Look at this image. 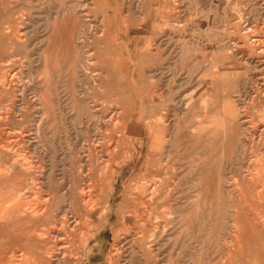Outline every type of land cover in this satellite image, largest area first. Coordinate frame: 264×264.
Wrapping results in <instances>:
<instances>
[{"label":"bare ground","instance_id":"bare-ground-1","mask_svg":"<svg viewBox=\"0 0 264 264\" xmlns=\"http://www.w3.org/2000/svg\"><path fill=\"white\" fill-rule=\"evenodd\" d=\"M106 1L108 16L105 20L99 19V22L95 23L107 25V33L111 36L114 30L123 32L126 37L118 41L115 35L111 39L114 49L112 52L111 47L101 48L99 54L107 58L100 60V64H109L113 70L116 69L114 75H119L126 87L138 88L137 83L140 84L145 78L148 84L143 87L154 88L152 72L161 70L153 68L170 66L172 60L177 57L182 65H185V70L192 65L197 68L204 64L203 72L209 74L211 69L217 68L223 76L233 77L234 87L243 79L240 83L243 89H237L229 95H212V89L205 85V80L200 79V85L206 87L203 90V96L206 97L200 96V99L207 104L203 106L202 114L196 98V91L200 88L196 87L191 102V108L194 110L192 116L195 117L191 150L196 158L192 160V166L179 165L178 172H173L170 167L173 160H178V153L171 149L164 150L160 138V129H170L167 116L163 113H152L156 106L155 98L152 97H159L156 93L147 91V101L140 102L137 115L127 112L119 99L103 101L101 105L96 101L84 102V107L78 110V117L81 127H86L88 135L87 140L82 139L80 146L73 145L71 158L77 185L67 188L69 184L64 183L62 172L58 174L54 166L46 165L45 161L49 159L47 157L53 153L47 154L45 147L44 150L39 148V143L42 129L49 117L53 121L51 124L57 126V109L53 106L54 102L52 104L48 72L51 73L50 69L56 65L55 71L59 75L60 63L65 61L71 76H76L79 61L77 53H73V50L79 30L73 27L71 20L54 21V33L50 40L53 51L49 48L42 51L36 60L43 65V74L47 72L40 87L35 85V79L26 77L21 70L9 71L7 67L13 68L10 66V59H0V102L3 105L0 120L22 125L26 112L24 104L29 102L28 93L32 95L31 100L35 102V108L40 113L35 120V129L27 128L25 133L24 127L20 133L21 143L31 145L33 154L27 157L23 154L22 157H11L9 150L0 146V155L3 156L4 152V158L7 160L5 165H0V264H82L80 262L83 254L89 258V254L95 249H103L104 244L99 241L103 229H111L114 233V240L107 255L109 264H129L134 259L137 261L155 258L157 261L167 245H172L171 248L180 251L189 247L194 234L193 230H190L195 220L199 221L203 230V242L199 249L189 251L188 259L182 264H204L207 261L210 263L211 260H206V256L210 255L209 251H212L215 258L225 260L226 264H264V0H225L228 9H224V35L221 37L225 41L215 50L218 56L221 51L227 53L222 66V58L218 61L213 59L214 52L209 50L202 55L203 47H193L190 42L184 41L182 36L179 39L175 37L177 27L180 29L187 20V0H170L171 3L167 0L163 6L158 5L157 0H122L123 3H120L121 0ZM16 2L0 0V6L7 3L6 10H12ZM218 8L220 9L219 6ZM1 11L3 10H0V22L3 17ZM12 16L13 14L9 16V20ZM171 18L180 26L173 25ZM120 20H128L130 29L117 30L115 26L119 25ZM144 25L148 28L146 35L142 34ZM156 31V37L159 38L154 40ZM147 32L154 35L150 34V37ZM83 36L78 39L83 41ZM4 38L11 44L15 41L12 27L0 30V40ZM152 40L156 42V51L150 49L152 44L149 42ZM88 41L92 42V39ZM179 42L181 45L178 47ZM118 48L121 50L116 53ZM66 49L70 51L66 53ZM93 55H97V52ZM155 57L157 60L161 58L158 64L154 61ZM88 59L84 62L85 71L92 65ZM163 60L165 62H162ZM192 70L193 68L188 73L189 76L192 75ZM93 72L92 77L105 75L102 69ZM184 77L187 78V74ZM187 79L189 80V77ZM223 82L227 83L226 80ZM41 88L43 90H40ZM72 93L74 94V90ZM255 106L257 112H252L251 108ZM101 109L104 113L111 109L109 117L102 114ZM147 112L150 114L146 117ZM218 112L224 115L222 130L220 133H211L216 123L207 121L210 125L204 126L205 119L208 120L210 114ZM138 129L146 135L145 138L134 139ZM55 132L57 133V130ZM111 137L115 138L112 145L107 142ZM51 138L53 139V136ZM11 140L9 141L12 142ZM173 142L170 138L171 147ZM3 143L0 141V144ZM145 147L147 150L146 154L143 153L145 155L138 168V180H134L136 183L122 194L123 204L119 206L115 204L118 198L116 192L123 163L134 161L137 155L140 157L139 149ZM218 153H221L223 158L219 157ZM188 167L194 170L198 182L192 187L180 189L185 176L190 172ZM150 177L154 179L153 185L148 182ZM189 190L198 194L192 195ZM207 237L209 242H206ZM95 258L97 260V257Z\"/></svg>","mask_w":264,"mask_h":264},{"label":"rangeland","instance_id":"rangeland-1","mask_svg":"<svg viewBox=\"0 0 264 264\" xmlns=\"http://www.w3.org/2000/svg\"><path fill=\"white\" fill-rule=\"evenodd\" d=\"M14 1H17V2L13 5L14 7L12 10L11 9L6 10L5 5L7 3L0 6V10H3V11H1L3 14V17H2V21L0 22V30H6V29L12 27L13 33H15V41L12 44L5 38L3 40H0V42H1L0 43L1 44V46H0V59H2V60H9L10 59V61H11L10 66H13V68L7 67L8 70L10 71V70L15 69V72H17V69L21 70L26 77L29 76V78L35 79V85H37V87L38 86L40 87V85L43 83V80H45V76L47 74V72H45L43 74V72H44L43 65L40 64L38 61H36V60H38L37 56L39 54H41L42 51H44V50L47 51L48 48L50 49V51H53L54 47H52V45H51L52 43L50 40L52 39V35L54 33V31L52 32V30H54L53 28H55L54 24H53L54 21L55 22L58 20L62 21V19L63 20L64 19L71 20L73 27L76 28L77 31L79 30L78 35L76 36V38H77L76 46H75V49L73 50V53L74 52L77 53V57H78V61H79L77 63V67H76V70L78 69L77 73H75L76 78L71 76L72 74L68 68V63L65 61H61V63H60L59 75L55 71L56 65H54V67L50 69L51 73L48 72L49 83L51 84L50 87L52 89L51 93L53 94V95L51 94L52 104L54 102L53 106L57 109L56 113H57V122L58 123L56 122V125L58 126V129H57V126L52 125L53 124V121H51L52 118L49 117L50 119L48 120V122H46V124H44L45 127H43V129H42L41 142L39 143L40 149L44 150L46 148L45 150L48 151L47 154L53 153L47 157L49 159L45 161L47 163L46 165L47 166L50 165L49 167L54 166L58 170V174L62 172L61 173L62 177L65 179L64 183L66 185L69 184L66 186L67 188H68V186L73 187L74 185H77L76 176L73 174L72 158H71L72 149L74 148L73 145L77 144L80 146L84 139L87 140V135H88L87 131H86V127H83L84 125L81 127L82 124H81V121L78 117V110L82 106L84 107V105H85L84 102L96 101L99 105H101L103 101H110V100L119 99L121 102H123V105L125 106L127 112L134 113L135 115H137L140 102L143 100L147 101V98H145V97H146V95H148V92L151 91V92H153V94L156 93L159 97L156 98V97L151 96L153 99L155 98V101H156L155 102L156 106H154L152 113L155 115H162L161 113H163L164 115L167 116V120H168L167 124H168V128H170V129L169 130L168 129H166V130L160 129V138H161V141L163 143L164 150L167 151L168 149H171L173 152L178 153V156H179V158H177L178 160L176 162H175V160H173V162H172L173 164L172 163L170 164V167L173 169V172H178V171H180V169H178L179 165L183 164L184 167L192 166L191 162L193 159L196 158V155L191 150L193 148L192 131H194L193 127H194V118H195L192 116V115H194V110H192V108H191V102H192V98H193L194 93L198 92V96H196V98L199 101L198 107H199V111L202 112V114H204L203 106L207 104V103L206 104L203 103L204 100L200 99V96H203V94L205 93V92H203L204 88L206 89L205 86L200 85V79L205 80L206 84L205 83H203V84L208 85V87H210V89H212V91H211L212 95L219 94V93L229 95V94H232L234 91H237V89H243V87H240L241 86L240 83L243 82V79L238 82L239 84H237L238 86L236 85L237 87H234L233 77L223 76L224 74H222V72H219L217 70V68L214 70L211 69L209 71V74H207V73L205 74L203 72L204 68H205V67H203L204 64H201L199 67L197 66V68L193 67L194 65H192V66L189 65L190 68L185 70V68L183 69V67L185 65H182L179 58H177V57H175L172 60L173 63L170 66L161 65V66H156L155 68H153L154 70H156V69L161 70L157 73L152 72V74H153L152 75V82H154L152 84L155 85L154 88L147 89V88L143 87L146 84H148V82L145 80V78H144V81L141 82L140 84L137 83L138 88L126 87L125 83L120 79V76L114 75V73L116 72V69L113 70V67L109 64H104V65L100 64V60H106V58H107V57L101 56L99 54L101 52V48L108 49L111 47L110 51L112 52V51H114V49L112 46L113 43L111 42L112 41L111 39H113V37L115 35H116V38L118 41L123 40L124 37H126L125 34H123V32H120V31L116 32L114 30H113V34L111 36L109 33H107V25L102 24V23L101 24L95 23L96 21L99 22L98 21L99 19L105 20V17L108 16L107 8H105V6L107 5L106 0L105 1H102V0H93V1H91V0H14ZM19 1H21V2H19ZM121 1H120V3H123V1L122 2ZM166 2H167V0H157V4L161 5V6L165 5ZM84 3L86 4V6ZM170 3H171V1H170ZM218 3H220V4L217 5ZM77 4H78V6H77ZM213 4H216V6ZM185 6H186V10H187V12H186L187 14L185 13V15L187 16V20L180 29H178L179 27H177L175 37H178V39H179L180 36H182L181 38L184 41L185 40L188 41V43L190 42V44L193 47H198V46L203 47L201 50L203 53L202 55H204V52H207L209 50L211 52H214L213 59L218 61V59L222 58V63L220 65L221 66L224 65L227 53L224 51H221V52H219V56H218V54L215 50L217 49V46L221 44L222 41H225V40L221 39V37H223V35H224V33H223L224 24L223 23L225 21L224 20L225 18H222V17H224V15H223L224 11L226 9H228L226 7V1L225 0H187ZM218 6L220 7V9L218 8ZM78 7H79V9H78ZM122 8H125V7H122ZM77 9L79 10V12ZM109 11L113 12L111 9H109ZM76 13L78 15H76ZM11 14H13V16H12V19L9 20V16ZM122 14H123V10H122ZM23 15H24V17H23ZM73 15L75 16V18ZM185 15H184V17H186ZM84 17L87 19H85ZM48 20H50V21H48ZM121 21L122 20L119 21V25L115 26V28H117V30L120 29L123 31L126 29H130L129 24H128L129 22H127L128 20L122 21V22ZM11 22H15V23L12 24ZM45 22H46V24H45ZM170 22H172L173 25L180 26L172 18L170 19ZM121 23H122V26H121ZM123 23H125V25ZM100 25L102 27H100ZM42 26H44L45 28ZM76 26L77 27L79 26L78 28H80L81 30L78 29ZM46 28H47V30H46ZM83 28H85V29H83ZM123 28H125V29H123ZM208 29H210V30H208ZM221 29H222V32H221ZM15 30H16V32H14ZM20 30H22V31H20ZM25 30H26V32H25ZM89 30H91V31H89ZM104 30H106V31H104ZM147 30H148L147 26L144 25L142 34L146 35ZM79 32H81V33L79 34ZM101 32H103V33H101ZM151 32H152V30H151ZM151 32H149V33L147 32V34L150 35ZM157 32L158 31L155 32V35L153 34L154 31L152 33L154 35L153 36L154 40L159 38V37L158 38L156 37ZM19 33H20V35H19ZM81 34L84 35L82 37L83 39H81L83 41H80L78 39L79 36H82ZM99 35H100V37H99ZM151 35H150V37H151ZM87 38L90 41L92 39V42H89ZM39 39L41 40V42ZM85 39H87V40L85 41ZM98 39H103V41H97ZM24 41H26V42H24ZM30 42H32L33 46ZM43 42H45V43H43ZM149 44H152L150 49H152V51H156V49H157L156 48V42L152 40V42H149ZM36 45H38V46H36ZM180 45H181V43L179 42L178 47ZM46 46H47V48H46ZM78 49H80V50H78ZM119 50H121V48H118L116 53H119L120 52ZM69 51L70 50L66 49L65 52L67 53ZM96 52H97V55H93V54H96ZM190 53H192V51H190ZM89 55H91V56H89ZM108 57L111 58L110 55H108ZM87 59L90 60L92 65H89V70L85 71L86 70V68H85L86 63H84V62H86ZM155 59H154V61H157V64L161 60V58L157 60L156 57H155ZM199 59H201V58H199ZM162 62H165V61L163 60ZM24 64H25V66H23ZM216 64H218V63H216ZM169 67L171 68L170 71H169ZM192 68H193L192 75L189 76L188 73L191 71ZM98 69H102L103 72H105L104 73L105 75H102V77H99V76H96V77L93 76L92 77L91 73L93 71L98 70ZM109 70H111V71H109ZM93 73H95V72H93ZM96 74H97V72H96ZM185 74H187V78L189 77V80L184 77ZM107 76H108V78H107ZM39 77H40V79H39ZM88 77H90V78H88ZM225 77L229 80L225 79ZM73 78H75V80H73ZM223 78H224V80H223ZM92 79H93V81H92ZM222 80L223 81L226 80L227 83L223 82ZM94 81H96V84H94ZM223 83H225V84H223ZM103 86H104V88H103ZM196 87H198V89L199 88L200 89L197 90ZM67 88H69V89H67ZM159 88L162 90H160ZM40 90H43V89L41 88ZM73 90H74V94L72 93ZM189 90H190V93H189ZM131 92L133 93L132 95H131ZM146 92H147V94H146ZM185 93H187V94H185ZM72 95L75 98L72 97ZM184 97H186V98H184ZM203 97H206V96H203ZM31 98H32V95H30L28 93L27 99L29 100V102L27 104H24V108H25L24 110L26 112H25V120H24V123L22 125H16L13 122H9V121L4 122V121L0 120L1 121L0 122V141L5 143V144L4 143L0 144V146L9 150V152L11 153V157L12 156L17 157V158L22 157L21 156L22 154H23V156L25 155V157H27V156H30L31 154H33V152H32L33 149H31L32 146L28 145V144L21 143V141H20V135H21L20 133H22V128L25 127L26 128L25 131L27 130V128H28V130H31V129L34 130L35 129V120L38 118V116H40L39 110L35 108V105H34L35 102H32ZM55 98H56V100H55ZM183 98H184V100H183ZM74 99L76 100V102ZM221 99H223L222 96H221ZM186 101H188V102H186ZM135 102L137 104H135ZM79 105H81V106L79 107ZM2 106H3L2 102H0V110L2 109ZM256 107L257 106L251 108V111L257 112ZM172 110L175 114L172 112ZM71 111H72V113H71ZM103 111L104 110L101 109V113L104 114L105 116L109 117V115L111 114V109H108L107 113H104ZM149 114H150V112H147V115H145V116L147 117V116H149ZM254 116L256 117V114H254ZM177 117L179 118V120H177ZM171 118L174 120L172 121ZM135 119H136V117H135ZM223 119H224V115L221 112L210 114L209 119L208 120H207V118L205 119L204 126L210 125V123H206L207 121L208 122L211 121V124L216 123V125L214 124V128L212 129L211 133H215V132L220 133L222 130L221 124L223 122ZM183 121H184V123H183ZM201 121L203 122L204 120H201ZM83 122H84V120H83ZM171 124H174V126L172 127ZM4 125H5V127H4ZM17 126H19V127H17ZM48 126H50V127H48ZM3 127L4 128L9 127V128L4 129ZM13 129H14V131H13ZM83 129H84V131H83ZM117 129L119 131L121 130L120 127H118ZM10 130H12V131H10ZM56 130H57V133L55 132ZM8 131H10V132H8ZM71 131H72V133H71ZM11 132H13V134ZM17 132H18V134H17ZM75 132H76V134H75ZM25 133H27V131ZM12 135H13V137H12ZM52 136H53V139L52 138L50 139V137H52ZM133 137H134V139L141 140V139H143V137L145 138L146 135L142 133L141 129H138L136 134ZM166 137H167V139H166ZM170 138L172 141L174 140V142H175V144L173 142L172 147H171V143H170ZM15 139H16V141H15ZM163 139H165L166 141ZM9 140H11L12 142H10ZM114 140H115V138L111 137L110 141L108 140L107 142H109L112 145ZM13 144H14V146H13ZM6 146H8V147H6ZM15 146H17V147H15ZM8 148H10V149H8ZM15 148H16V150H15ZM39 148H38V150H40ZM146 150H147L146 147L142 150L139 149V152L141 153V155H139L140 157H137L138 156L137 155L135 157L134 161L123 163L124 165L122 164L123 165L122 166V175H121V178L118 180V186H117V192H116L118 195V198H117V202L115 204H117L119 206L121 204H123V200L121 199L122 194L126 193L125 191H128L130 189V187L136 183L135 181L138 180L137 177H139L138 174L140 172L138 168L142 164L143 156L146 154ZM189 152H191L190 155H189ZM143 153H145V154H143ZM19 154H20V156H18ZM218 156L219 157L221 156L223 158L221 153H218ZM4 157H5V155L3 152V156L0 155V165L6 164L7 160ZM177 162H178V164H177ZM134 166H135V169H133ZM49 167H47V168H49ZM177 169H178V171H177ZM187 169H189V167ZM189 170H190V172L187 173V175L185 176L184 181H183V185L180 186V189H185L186 187H192V186H194V184H197V182H198L196 179L197 176L194 174V170H191V169H189ZM67 172L69 174H67ZM64 174H66V176ZM153 181H154V179L152 177L148 178V182L150 183V185L151 184L153 185V183H154ZM121 189H123L124 191L123 190L121 191ZM190 193L192 195L198 194L197 192L193 193L191 191H190ZM206 214H208L207 211H206ZM204 216L207 217L208 215H204ZM192 230H193L194 234H193L192 239L190 240L189 247L184 248L183 250L180 251V250L171 248L170 246H172V245H167L164 249L163 254L157 259V261H155V258L143 259V260H137V261L134 259L129 264H134V263L135 264H179V263L182 264L185 259H188L187 257L189 255V251L199 249L202 245V242H203L204 233H203V230H202L198 220H195L193 222V227L190 231L192 232ZM100 237L101 238L99 241L103 242V244H104L103 249H100V250L95 249L93 253L89 254V258L83 254L82 260L80 263H82V264H84V263L85 264H89V263L90 264H109L110 261L107 260V255L109 253L108 250H110L111 244L114 240V233L111 229H103ZM208 239L209 238L207 237L206 242L208 241ZM95 254H96V256H95ZM209 254H210L209 256H206V260H211V261H210V263H208V261H207L204 264H206V263H208V264H226L225 260H219V259L215 258L212 251H209ZM91 257H93V258L91 259ZM95 257H97V260ZM165 261H167V262H165ZM222 261H224V262H222Z\"/></svg>","mask_w":264,"mask_h":264}]
</instances>
